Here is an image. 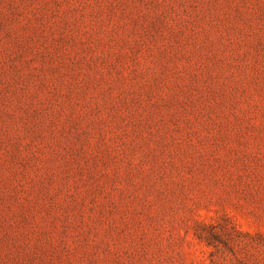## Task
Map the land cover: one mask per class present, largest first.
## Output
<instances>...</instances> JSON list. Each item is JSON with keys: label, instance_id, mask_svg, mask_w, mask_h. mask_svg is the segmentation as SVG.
Instances as JSON below:
<instances>
[{"label": "rangeland", "instance_id": "rangeland-1", "mask_svg": "<svg viewBox=\"0 0 264 264\" xmlns=\"http://www.w3.org/2000/svg\"><path fill=\"white\" fill-rule=\"evenodd\" d=\"M264 235V0H0V264H212Z\"/></svg>", "mask_w": 264, "mask_h": 264}, {"label": "trees", "instance_id": "trees-1", "mask_svg": "<svg viewBox=\"0 0 264 264\" xmlns=\"http://www.w3.org/2000/svg\"><path fill=\"white\" fill-rule=\"evenodd\" d=\"M195 236L214 249L212 264H264L263 234L203 224L196 228Z\"/></svg>", "mask_w": 264, "mask_h": 264}]
</instances>
